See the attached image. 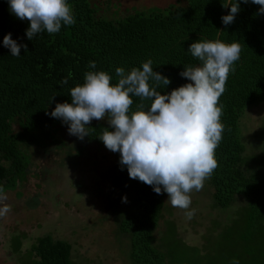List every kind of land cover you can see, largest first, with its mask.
<instances>
[{
    "label": "trees",
    "instance_id": "16d2710c",
    "mask_svg": "<svg viewBox=\"0 0 264 264\" xmlns=\"http://www.w3.org/2000/svg\"><path fill=\"white\" fill-rule=\"evenodd\" d=\"M68 3L73 25L62 24L58 33L45 30L30 40L26 35L30 22L13 14L8 0H0V187L4 192L13 191L28 180L32 146L48 148L55 143L58 150L68 146L73 159L67 166L82 163L90 145L105 146L98 136L109 127L107 120H93L88 126L90 135L83 140L75 136L79 141L73 152L70 139L58 138V134H67L68 125L48 114L57 103H71L70 90L84 82L86 72L106 71L115 84L117 67L128 72L134 67L142 70V64L151 60L153 70L171 80L158 91L171 92L189 82L180 75L185 67L201 63L188 51L191 43L215 40L220 29L223 34L218 38L239 43L242 51L219 99L225 127L215 150L218 167L207 183L212 188V208L227 210L239 197L244 198L236 217L229 223L214 220L216 234L207 238L213 242L203 247L179 238L175 222L167 220L157 243L167 193L157 195L151 186L131 179L127 167L119 163L118 152L111 185L114 189L107 195L120 217L119 231L131 240L132 264H264V132L251 146L242 126L247 110L264 104V14H259L260 6L241 0L234 23L226 26L221 17L229 13L231 5L223 7L222 0H177L164 7L138 5L126 9L112 0ZM8 33L18 44H27L19 56H12L3 45ZM92 61L96 63L94 69L89 67ZM66 77L68 83L62 85ZM140 103V98L133 96L131 111ZM143 103L147 108L151 101ZM115 186L123 191L120 197L129 194L126 202L120 204L122 198L111 196L118 190ZM30 201L33 207L39 203V196ZM31 241L27 255L23 235L15 233L9 243L21 264H80L73 258L74 244L67 239L47 232Z\"/></svg>",
    "mask_w": 264,
    "mask_h": 264
},
{
    "label": "clouds",
    "instance_id": "9594fccd",
    "mask_svg": "<svg viewBox=\"0 0 264 264\" xmlns=\"http://www.w3.org/2000/svg\"><path fill=\"white\" fill-rule=\"evenodd\" d=\"M8 2L18 19L30 22L26 30L30 40L45 30L54 34L62 24L75 23L68 0ZM240 3L241 0H222L223 7L231 5L229 13L221 17L224 25L234 23ZM251 3L259 5V14H264V0ZM222 34L223 30L218 29L217 39L191 43L188 51L201 63L185 67L180 75L189 82L171 92L158 91L171 80L154 71L148 60L142 70L134 67L128 72L117 67L115 84L106 71L86 72L84 82L70 90L71 103H57L48 114L62 120L68 125L69 134L80 140L90 135L88 126L93 120L107 118L109 127L98 137L108 150L120 154L119 163L127 167L129 177L151 186L157 195L167 193V201L174 208L185 210L191 219L195 210H189L190 194L202 190L205 180L218 167L215 150L225 127L219 99L242 51L237 42L221 41L218 37ZM3 45L12 56H19L21 47L27 49V44H18L11 33L4 36ZM89 67L94 69L95 61ZM67 83L68 77L61 81L62 85ZM133 96L141 100L135 111H131ZM143 101H151L150 106L145 108ZM123 200L126 202L127 197ZM10 211L7 195L0 187V217Z\"/></svg>",
    "mask_w": 264,
    "mask_h": 264
},
{
    "label": "rangeland",
    "instance_id": "374dc122",
    "mask_svg": "<svg viewBox=\"0 0 264 264\" xmlns=\"http://www.w3.org/2000/svg\"><path fill=\"white\" fill-rule=\"evenodd\" d=\"M112 1L121 9H126L138 5L164 7L177 0ZM263 123L264 104L247 110L242 126L249 145L259 142L264 132ZM60 137L61 140L70 139L71 149L76 152L74 148L79 139L68 132L66 135L58 134ZM30 149L33 163L28 180L16 190L5 192L11 211L0 217V264H21L20 256L14 254L9 246L15 233L24 236V255H27L26 247L31 240L47 232L71 241L74 244L73 258L80 264H132L129 258L131 240L119 231L117 221L120 217L114 211L116 208L110 206L111 197L107 195L114 189L111 185L115 176V153L105 146L92 144L83 158L84 163L80 161L82 163L78 166H67L68 161L73 159L68 153V146L58 150L56 144L51 143L48 148L32 146ZM93 161L99 162L93 164ZM120 184L116 178L118 188ZM118 188L115 186V189ZM122 193L118 189L111 196L120 197ZM36 195L39 196V203L31 207L30 200ZM190 195L192 203L189 210H195L191 219L186 216L185 210L174 208L166 195L156 234L157 243L165 231L167 220H173L179 238L201 247L211 244L213 240L207 238L216 234L213 221L229 223L236 217L240 205L245 203L244 198L239 197L227 210L212 208V188L208 186L207 179L202 190H193ZM125 196L129 199V194H123L120 204Z\"/></svg>",
    "mask_w": 264,
    "mask_h": 264
}]
</instances>
